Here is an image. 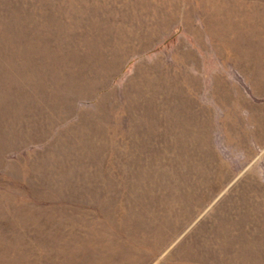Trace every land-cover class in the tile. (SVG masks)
<instances>
[{
	"label": "rangeland",
	"instance_id": "obj_1",
	"mask_svg": "<svg viewBox=\"0 0 264 264\" xmlns=\"http://www.w3.org/2000/svg\"><path fill=\"white\" fill-rule=\"evenodd\" d=\"M0 264H264V0H0Z\"/></svg>",
	"mask_w": 264,
	"mask_h": 264
}]
</instances>
